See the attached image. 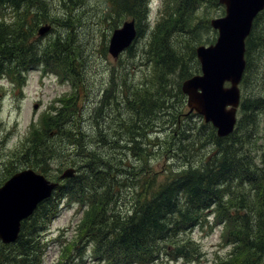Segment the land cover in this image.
<instances>
[{
	"label": "trees",
	"instance_id": "obj_1",
	"mask_svg": "<svg viewBox=\"0 0 264 264\" xmlns=\"http://www.w3.org/2000/svg\"><path fill=\"white\" fill-rule=\"evenodd\" d=\"M72 1L77 3V8L84 3V0ZM104 1L111 17L133 20L136 26L132 45L116 59L117 64L107 69V80L98 101L100 106L94 111L100 116L102 110H108L117 118L115 124L120 121L122 134H118L114 142L95 143L103 150L119 153L112 166L102 164L105 159L100 148H90L80 132V118L87 112L88 105V87L83 82L82 70L86 58L77 55L75 42L70 37L63 42L56 35L41 46L36 34V28L47 23L54 3L50 0H0V72L10 75L20 65L25 69L41 65L43 71L55 74L59 82L69 88L62 95L58 108L55 106L59 98L48 108L50 112L45 113L49 124L45 138L49 140L51 133H60L64 141L47 145L44 137L37 142L34 134L26 140V146H31L19 158L26 168L50 179L49 170L44 166L45 157L49 160L69 149L71 152L65 155L69 160L66 166L74 169L71 178L59 180L55 177L59 185L28 219L21 222L14 243L3 245L0 242V264H38L37 251L42 252L44 248L40 241L46 224L56 217L54 210L63 202L79 207L83 214L75 231L77 242L64 245L70 246L65 247L66 254L71 249L77 252L80 244L89 246L94 264H153L162 257V261H193L199 256V247L193 241L192 232L209 225V218L213 226L222 228L224 245L231 248L219 259L220 264H261L264 252V138L258 135L256 127L260 120L264 122V92L256 96L260 91H253L248 98H241L235 130L224 138H218L215 130L203 124L200 116L188 112L182 115L189 121L178 127L179 141H187L185 131L193 130L195 124L191 127L190 123L195 117L200 122L195 137L209 139L215 145V152L205 157L199 166L189 162L158 182L156 173L136 169L128 159L132 157L134 161L133 155L158 146L160 132L155 124L156 117L171 115L170 132L173 127L172 134L177 130V119L170 110L176 103H184L178 100V96L185 98L180 92L181 83L199 72L190 40L202 24V20L198 23L197 10L204 0H164L153 40L142 37L147 30L148 0ZM262 23L264 10L254 20L245 40L242 90L244 85L253 83V76L261 78L258 86L264 91V66L255 64V48L261 45L264 50ZM208 25L205 22V28ZM139 38L145 42L143 49L135 48ZM174 41L179 43L178 47ZM192 63L193 72L190 71ZM134 70L136 78L132 77ZM108 117L101 115L103 119L109 120ZM66 125L70 128L62 132ZM205 131L209 135L203 133ZM243 131H246L245 136H239ZM259 140H262L261 146L257 145ZM245 145L259 149L260 153L257 156L241 153ZM191 146L193 143L188 145ZM179 150L175 148L176 153ZM73 156L79 161L71 159ZM252 159L257 161L252 162ZM233 184L242 191L236 197L231 191ZM244 186L251 191L252 200L245 195Z\"/></svg>",
	"mask_w": 264,
	"mask_h": 264
},
{
	"label": "rangeland",
	"instance_id": "obj_2",
	"mask_svg": "<svg viewBox=\"0 0 264 264\" xmlns=\"http://www.w3.org/2000/svg\"><path fill=\"white\" fill-rule=\"evenodd\" d=\"M47 1V0H45ZM55 7L53 11L49 13L48 21L46 24H42L36 28V34L38 29L44 25H50L53 32H46L42 36H38L41 46H43L48 39L59 35V40L66 42L70 37L75 42V51L77 55L84 56L86 63H83L82 70H84V84L88 87V105L87 112H85L80 118L82 126L80 128L81 135L85 142L90 143V148H100L99 152L103 154L105 161L102 164L109 163L113 165L117 162L118 152L113 153L98 147L95 143L104 141H111L117 139V135L122 134L119 126L120 121L116 123L117 118L114 113L108 110H102L100 116L94 114V111L100 106L98 101L102 94V88L107 80V69L109 66L117 64V60H114L108 54L109 39L115 29L122 26L124 22L129 21L127 18L117 19V17H111L104 0H84L83 5L77 8V3H73L72 0H50ZM160 0H148L149 13L146 18L147 30L143 33L142 37L148 39H154L153 33L156 31L157 21L160 20ZM225 8L219 3V0H204L203 6H200L197 10L199 21L202 20L201 26H199L196 35L194 34L192 40H190V46H193L194 54L195 50L199 46L208 47L216 41L217 33L210 26L212 19H217L224 16ZM147 15V14H146ZM257 16L255 17V19ZM254 19V20H255ZM253 20V22H254ZM109 22H114L108 24ZM205 22L209 25L205 28ZM197 23V24H198ZM113 25H116L113 28ZM261 33L264 35V23H262ZM25 28V27H24ZM136 28V26H135ZM182 35V34H181ZM73 36L74 38H72ZM177 36V35H175ZM262 38V37H261ZM262 40V39H261ZM142 43L144 40L139 38L136 42L137 49L144 48ZM176 47L179 46L177 41H174ZM255 64L264 66V50L259 45L255 48ZM125 52V51H124ZM122 52L119 56H123ZM119 57V58H121ZM195 59L198 60L195 55ZM85 60V59H84ZM199 66V63H198ZM193 63L190 66V71L193 70ZM200 74L199 72L194 75ZM0 186L8 180L11 176V172H18L24 169H28L22 164L20 156H22L27 149L31 146H26V140L32 138L35 134L37 142L40 137H44L47 145L61 144L64 141V135L60 133L55 135L50 134L49 140L45 138L46 131L49 127L47 116L49 107L56 104L59 98L56 109L60 104L62 95L69 90L68 85L65 83L60 84L57 78L52 74H46L44 77L41 74L38 65L36 67H28L25 69L23 65L15 70L14 73L8 75L0 72ZM193 75V76H194ZM137 77V71L134 70L132 77ZM10 79H9V78ZM253 78V83L249 86L244 85V90L241 89L240 83V98L244 96L248 98L253 91L260 93L256 96L263 94V89L260 90L261 78ZM242 80V79H241ZM182 84V83H181ZM226 87L228 84L225 85ZM181 92V91H180ZM176 93V92H175ZM178 100H183L184 103H176L174 108H171L170 113L177 119V130L172 134L170 132V126H173V119L171 115L168 118L161 116L156 117L155 124L160 134L157 135L159 144L157 147H152L150 151L148 148L145 151L140 152L128 159V162L132 164L136 169L149 170L152 173H156L158 182L164 181L176 171L178 167L188 165L191 162L192 166H199L202 164L204 158L211 157L215 152V145L207 138L197 139L195 132L199 129L200 122L193 117L190 126L193 127L191 132L185 131L188 136L187 141H179L180 137L177 136L178 127H181L189 119L184 118L182 115L188 112L186 106V97L181 98L178 96ZM104 115L106 118L109 115V120L101 118ZM240 114H238V118ZM42 121L40 124L39 121ZM202 121V120H201ZM204 124V123H203ZM207 125V124H205ZM70 126L66 125L64 130L69 129ZM188 128V127H187ZM164 130V131H163ZM256 131L261 138H264V122L260 120ZM209 135L208 132H203ZM246 131L240 132L239 136H245ZM155 136L152 135L151 139ZM255 138H253L254 140ZM252 140V141H253ZM193 143V146L188 147ZM258 146L262 145V140L257 142ZM246 146V145H245ZM175 148L180 149L175 151ZM75 150V148L73 147ZM119 151V149H117ZM241 153L256 156L260 153L259 149H250L247 146L241 147ZM71 150H65L59 156L45 157L44 166L49 170V177L55 180L67 169L66 162L69 160L65 158V155L70 153ZM71 159H79L73 156ZM257 160L252 159V162ZM251 165V164H250ZM64 167V168H62ZM242 167V166H240ZM250 167V166H249ZM106 170V167H103ZM248 169V168H247ZM250 170V169H248ZM123 176V173L121 174ZM245 195H248L252 200V194L248 186L243 188ZM231 191L234 193L233 197H236L241 193V188L231 185ZM55 216L50 222L46 224V231L41 237V243L44 244L42 252H38L39 262L38 264H94L90 255V247H84L80 244L76 250H69L66 254L64 245L72 242H77L75 235L76 228L80 222L83 214L79 210V207L67 205L63 202L58 210H54ZM209 225L203 228H199L192 232V238L195 244L199 247V256L197 255L193 261L179 259L178 261H162L155 264H220L221 258H224L229 252L230 247L224 245L222 240V228L220 226H213L211 218L208 221ZM70 248V246H67ZM1 250V249H0ZM65 250V253L62 252ZM264 253V252H263ZM66 254V255H65ZM63 259L61 256H63ZM220 259V260H219ZM263 261V256H262ZM261 261V263H262ZM162 262V263H161ZM17 264V263H15Z\"/></svg>",
	"mask_w": 264,
	"mask_h": 264
},
{
	"label": "water",
	"instance_id": "obj_3",
	"mask_svg": "<svg viewBox=\"0 0 264 264\" xmlns=\"http://www.w3.org/2000/svg\"><path fill=\"white\" fill-rule=\"evenodd\" d=\"M219 3L225 8L224 16L210 21L217 33L216 41L208 47L196 48L200 74L183 81L181 92L186 96L188 113L195 112L204 124L214 128L218 138H224L232 134L236 125L239 83L245 70V39L253 20L264 9V0H219ZM49 29L50 26H43L37 31L38 36ZM135 37L134 21L124 22L113 31L108 54L117 59ZM73 175L74 169L68 168L59 179ZM57 186V182L47 180L32 169L16 172L0 186V242L3 245L16 241L21 222L28 219Z\"/></svg>",
	"mask_w": 264,
	"mask_h": 264
},
{
	"label": "flooded vegetation",
	"instance_id": "obj_4",
	"mask_svg": "<svg viewBox=\"0 0 264 264\" xmlns=\"http://www.w3.org/2000/svg\"><path fill=\"white\" fill-rule=\"evenodd\" d=\"M153 264H155V263H153Z\"/></svg>",
	"mask_w": 264,
	"mask_h": 264
}]
</instances>
